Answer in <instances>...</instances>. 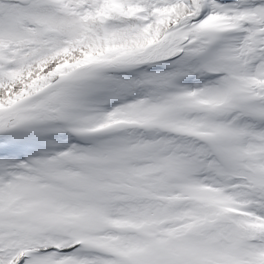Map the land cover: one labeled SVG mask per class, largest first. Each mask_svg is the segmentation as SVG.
I'll use <instances>...</instances> for the list:
<instances>
[{
	"label": "snow or ice",
	"instance_id": "obj_1",
	"mask_svg": "<svg viewBox=\"0 0 264 264\" xmlns=\"http://www.w3.org/2000/svg\"><path fill=\"white\" fill-rule=\"evenodd\" d=\"M0 264H264V0H0Z\"/></svg>",
	"mask_w": 264,
	"mask_h": 264
}]
</instances>
